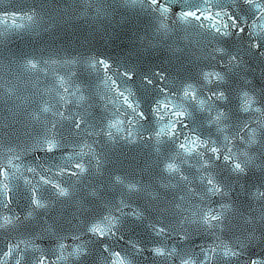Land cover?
<instances>
[{
  "label": "snow or ice",
  "instance_id": "obj_1",
  "mask_svg": "<svg viewBox=\"0 0 264 264\" xmlns=\"http://www.w3.org/2000/svg\"><path fill=\"white\" fill-rule=\"evenodd\" d=\"M0 13V65L7 59L15 78L47 77L52 65L78 64L95 76L97 87L106 86L114 97L103 105L106 113L112 106L109 115L97 120L86 110L65 109L84 101L83 91H92L93 81L87 76L81 89L75 74L66 72L67 82L74 86L69 92L64 77L53 75L54 89L37 90L21 104L13 88L0 86V110L6 102L11 103L10 112L23 106L31 123L40 126L30 142H0V155L7 161L0 163V232L25 229L28 237L10 239L0 249V264H49L48 257L54 258L51 264L69 257L84 264L92 261L91 245L97 242L103 264H132L145 251L159 264H264V0H66L64 5L46 0ZM141 13L148 19L135 33L138 53L166 51L171 71L159 65L144 70L127 57L96 53L71 59L57 53L45 59L35 51H2L12 35L38 37L81 21L110 35L131 32L130 21ZM192 30L202 38L196 42H203L200 56L190 55ZM161 81L164 88L159 87ZM48 91L55 95L48 96ZM77 92L81 94L73 101ZM5 127L0 121V141ZM145 141L151 142V160L136 173L138 178L130 179L113 157L120 148ZM29 152L43 153V163L35 156V167L24 164L22 157ZM55 160L62 163L44 167ZM21 168L39 179L33 183L23 178ZM18 172L26 200L23 217L11 207L18 195L19 185L13 183ZM66 202L77 206L75 219L83 225L73 241L90 237L87 243L72 245L67 255L66 237L59 234L55 220L48 225L47 219L50 209ZM173 218L184 233L181 241L199 232L212 242L200 245L198 253L182 243L179 250L169 247L173 233L179 235L170 225ZM37 219L47 225L55 247L35 244L39 236L28 229ZM137 228H143L147 238L129 240L128 248L116 251L111 241L123 240L118 233ZM29 248L33 255L26 257Z\"/></svg>",
  "mask_w": 264,
  "mask_h": 264
},
{
  "label": "water",
  "instance_id": "obj_2",
  "mask_svg": "<svg viewBox=\"0 0 264 264\" xmlns=\"http://www.w3.org/2000/svg\"><path fill=\"white\" fill-rule=\"evenodd\" d=\"M46 0H0V9H5L10 12L15 11L18 5H23L28 7L33 3H43ZM61 5L66 3V0H59ZM67 2H71V0H67ZM219 9H215L214 11H218ZM78 8L76 11H72L71 15H76ZM2 15V13H0ZM63 19V17H61ZM148 17L145 13H141L139 17L130 21V29H125L117 35H110L104 31H98L94 26L90 27L85 25L82 21L80 23L74 24L71 27L69 26H62L60 29L56 30L55 32H48L42 33L40 36H30L25 34L20 37H16L12 35V42L7 45V47L3 48L2 51L5 55H7L8 48H11L14 51H24V52H31L35 51L38 55L42 54L45 59H48L49 56L56 58V54L59 53L60 56L71 59L72 56H77L81 54L87 53H96L98 55L104 56H111L113 58H125L133 63L139 64L142 69L147 70L155 66H163L168 68L171 71L172 66L168 63V54L167 52H158L154 54H149L147 52L138 53L139 45L135 44V33L138 32L140 29L146 27V21ZM116 20H119V17H116ZM18 23H27L26 21H18ZM171 23V21H169ZM249 23L251 21L249 20ZM11 24V21H9ZM257 24H260V21H257ZM191 30V29H190ZM247 30V29H246ZM108 33L112 31V29L107 30ZM129 35L132 36V40L128 39ZM191 40L190 45V55L191 56H200L203 52L202 43L197 44L198 40L202 41V38L198 35V30H192V34L189 37ZM187 43V41H185ZM138 53V54H137ZM189 53L186 51V56ZM176 61H173L175 63ZM8 61L5 59L3 61V65H0V86L4 89L13 88L16 91V95L21 99L16 101L17 104H21V100L24 97L28 99L32 98L33 92L37 90L47 91L54 89V79L53 75L62 76L64 77L66 83L65 87L69 89V92L73 91L74 86L70 87L68 81V76L66 72L71 71L75 74L76 79L75 83L80 85L81 89L84 88V84L87 83L85 81V77L87 76L89 80L93 81L92 91H83V95L85 97L84 101H81L79 104L70 103L65 105V109L67 108H74L77 111H87L92 114L97 120L99 117L104 115H109L110 111L112 110V106L109 105V113H106L104 110L103 105L108 102L110 97H113V94L108 91L106 86L100 85L99 87L95 84V76L89 74L88 72L81 69L80 65H65L61 67L59 64L52 65L46 69L49 73L47 77L41 75L37 78L34 75H27L25 77H21L20 79L15 78L13 75L10 74L8 68ZM19 75L18 73L16 74ZM120 82L117 81V84ZM133 87L132 85H129ZM159 87L164 88L165 84L163 81L159 82ZM133 91H136L135 87H133ZM81 93L77 92L76 97L71 98L73 101L80 96ZM54 91H48V96H54ZM66 95V94H65ZM140 93L137 92V96ZM103 97V99H101ZM67 98V96H66ZM24 105H27V100H24ZM11 107V103L6 102L3 109L0 110V121L7 127L4 128V144H7L9 141L12 142H19V143H26L29 141V136L35 134L36 130L40 127L38 124H32L31 121L28 119L25 111L22 107H17L9 111ZM146 105H141V110H143ZM67 114V113H66ZM109 118H111L109 116ZM255 118V117H254ZM120 119H125V117L121 116ZM141 123H144L143 121ZM148 125H145L147 127ZM83 129V125H82ZM148 135L147 132L144 133ZM231 135V132H229ZM243 136L244 133L241 132ZM69 140L73 139L71 135L67 137ZM97 139L103 142L102 137H98ZM212 139H216V136L213 135ZM91 139H88V143H91ZM150 141H145L143 144H136L132 146H124L120 148L118 151L115 152L114 160L116 161V166L119 168L123 173H126L130 179L138 178L136 173L140 171L141 168L145 166L146 163H149L151 160V150H150ZM233 143H236L234 140ZM96 151L99 153L101 151L100 147L93 145ZM69 154V153H66ZM57 156L60 154L57 153ZM39 156L40 162L43 163L44 155L41 152H29L27 155L22 157L24 164L31 165L35 167L34 157ZM6 159L2 155H0V163H6ZM15 163H19L14 161ZM62 161L55 160L49 163H45L44 167L48 168L51 164H60ZM190 163H194L190 161ZM53 171H57V169H53ZM21 172H23V178H27L29 180L39 179L37 176L33 179L31 173L24 171L21 168ZM39 172V169H37ZM51 173H49V176ZM17 181L13 182L18 184L19 187L17 189L18 195L16 196V200L14 201L11 207L14 208L16 213L20 214L23 217L22 209L26 207V200L22 198V194L24 191L23 187V178L21 177L20 172L17 173ZM13 184H10V188ZM195 187V185H193ZM11 195V193H9ZM18 205V206H17ZM4 215H8V211L5 209L3 211ZM77 206L72 202H66L63 204H59L54 208L49 210L48 213V225L52 224V221L55 220L56 224L59 228V234L65 236L66 239L63 240L65 245H68L65 254L72 251V245L79 244L81 242L87 243L90 240L88 236H81L80 240L73 241L71 238L73 235L77 234L78 229H82V224H77L75 217L77 216ZM81 220L84 218L81 217ZM170 225H175L177 228V233H173L172 237L167 241L169 247L176 245L179 250V245L182 243L185 247L195 253L200 251V245L210 244L212 241L205 236H202L199 232H193L191 235L190 240L181 241L180 236L183 235V231L180 230V226L178 222L173 218L170 221ZM47 225L43 224L39 219L35 222L31 223L30 228L28 231H35L39 236L38 239H35V244L38 245L41 249H48L50 247H55L57 241H54L52 237L45 231ZM188 228L189 232H192V227L185 225ZM23 234V235H22ZM118 236H123V240L113 239L111 241L112 245L115 246L116 251H120L121 248H128V244L126 243L129 240H145L147 238V233L143 228H137L135 230L126 229L123 232L118 233ZM25 239L27 241V233L25 229H21L20 232L17 231H3L0 232V249H4L5 246L8 244L10 239ZM153 245H147V247H152ZM159 246V245H157ZM23 247V245H22ZM93 248V252L95 255L92 258V261H85L84 264H95L96 261L99 264H103V258L100 255V244L97 242L94 245H91ZM140 247H145V244H140ZM33 255L31 248H29L28 252L26 253L27 256ZM47 255V253H45ZM123 256L124 253L121 252ZM53 257H48L49 264L53 260ZM23 264V262H22ZM61 264H75L73 259L69 257L68 261L61 262ZM132 264H159V259H154L152 254L149 251H145L143 256L137 257L133 260ZM175 264V262H173ZM215 264V262H213Z\"/></svg>",
  "mask_w": 264,
  "mask_h": 264
}]
</instances>
